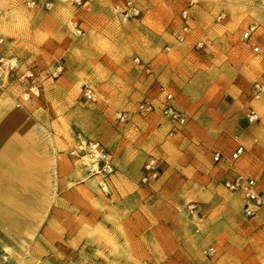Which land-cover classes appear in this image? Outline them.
<instances>
[{
  "label": "rangeland",
  "instance_id": "obj_1",
  "mask_svg": "<svg viewBox=\"0 0 264 264\" xmlns=\"http://www.w3.org/2000/svg\"><path fill=\"white\" fill-rule=\"evenodd\" d=\"M128 1L138 16L117 10ZM188 4L0 0V58L16 67L0 72V120L15 111L24 117L18 138L25 167L35 171L34 186L11 184L0 196V205H18V222L0 223V256L6 246L16 256L7 254L5 264H264V205L245 217L242 196L226 187L251 177L264 200V99L252 94L264 82V0H200L177 43ZM199 41L206 46L197 50ZM161 86L188 117L173 135L159 113ZM146 101L157 111L141 114ZM252 107L259 121L250 124ZM78 134L111 153L110 195L70 156ZM239 145L245 152L232 160ZM149 159L158 176L143 185ZM128 179L148 218H138L139 231H120L117 251V231L111 240L112 231H86V223L97 226L95 199L117 203ZM82 186L93 200L79 194Z\"/></svg>",
  "mask_w": 264,
  "mask_h": 264
},
{
  "label": "built area",
  "instance_id": "obj_2",
  "mask_svg": "<svg viewBox=\"0 0 264 264\" xmlns=\"http://www.w3.org/2000/svg\"><path fill=\"white\" fill-rule=\"evenodd\" d=\"M199 1L200 0H189L188 7L182 10L180 14V28L173 33V37L177 43H183L188 37L191 29L189 23L191 15L189 10ZM33 5L34 4L31 3V6ZM117 10L125 14L126 17L139 15V10L130 1L126 2L120 7H117ZM223 17L224 14L218 17V20ZM254 30L255 27H251L250 30L245 33L244 39L250 38ZM205 46V42L202 41L197 42L195 45L197 50H200ZM258 50V47L254 48L255 52ZM139 61V58L134 59L135 63H138ZM15 68L16 67L11 61H6L5 59L0 58V72L10 73L16 70ZM147 72H150L149 66L147 67ZM160 93L161 96L158 99L159 113L166 120V122L170 124V135H173L179 129L187 125L188 117L185 112L176 107L174 95L170 90L164 86H161ZM252 94L257 100L264 99V82H255L252 87ZM84 97L88 101H95L94 93L88 87H85L84 89ZM138 111L141 114L154 113L157 111V107L153 102L146 101L138 106ZM247 120L250 124L259 121L258 113L253 107L249 109ZM76 139L77 143L73 148H71L70 156L80 161L91 176L98 177L100 179V191L104 195H110L113 184L112 176L115 173V165L113 163L111 153L99 140L83 137L81 134L76 135ZM244 152L245 149L242 145L237 146L231 155L232 160L239 159L244 154ZM218 158L219 155H216L215 160H218ZM84 159H86V162ZM157 168L158 166L156 165V161L154 159H149L146 161L143 166V171L140 178L141 184L145 185L154 181L158 176ZM226 187L231 191L238 192L242 196L244 200L242 212L245 217H254L257 214L258 209L264 205V200H262L257 193V182L251 177L244 178L242 176H236L231 181L226 182ZM196 232H199V228H197V226ZM214 253L215 249L213 247L210 248L209 254L212 255ZM0 260L2 264L7 263V256L1 255Z\"/></svg>",
  "mask_w": 264,
  "mask_h": 264
},
{
  "label": "crops",
  "instance_id": "obj_3",
  "mask_svg": "<svg viewBox=\"0 0 264 264\" xmlns=\"http://www.w3.org/2000/svg\"><path fill=\"white\" fill-rule=\"evenodd\" d=\"M25 121L24 117L18 111L12 112L9 115L7 114L0 120V145H2V147L0 146V175L3 178V181L1 180L0 182V190H2V194L5 192V187L11 184L17 185L18 183H21L28 187L35 185L31 179L33 177L31 173H34L35 171L32 167H25V141L22 142L18 138L20 135L17 132V130L24 125ZM164 123L168 128H170V124L166 122L165 119ZM120 168L121 170H127L126 166H121ZM97 181L98 179L95 180V183H97ZM19 184L17 186H19ZM122 188L125 192V196L122 197L117 195V203L110 205L105 200L95 199L92 211H94L98 216L97 226H90V222L88 221L86 223L88 225L86 231H94L96 227V231H112V233H107L111 240L115 237L113 231H117V251L121 250V239L118 237L120 235V231L123 233L124 231H139L137 226H135L138 218L140 217L142 221H146L144 217L148 218L147 215L141 211L142 208H138L140 197L138 193L140 191H136V185L132 183V180L128 179L127 185H123ZM78 191L84 199L93 200L92 190L88 186H82L78 188ZM4 206L6 205H0V223H3L4 220H10L14 224L17 223L18 218L16 210L18 205L14 204L11 206L14 209V211H11V214L6 211ZM116 225L117 227H115ZM118 259L119 258L117 257V260Z\"/></svg>",
  "mask_w": 264,
  "mask_h": 264
},
{
  "label": "bare ground",
  "instance_id": "obj_4",
  "mask_svg": "<svg viewBox=\"0 0 264 264\" xmlns=\"http://www.w3.org/2000/svg\"><path fill=\"white\" fill-rule=\"evenodd\" d=\"M5 154V153H4ZM8 157V156H7ZM2 159V158H1ZM6 159V158H5ZM86 161V160H85ZM27 167V166H26ZM31 170V169H30ZM30 173V172H29ZM32 174V173H31ZM27 177V176H26ZM25 178V177H24ZM98 178V177H97ZM3 178L1 177V175H0V182H1V180H2ZM29 179V178H28ZM9 180V179H8ZM3 181V180H2ZM33 181V180H32ZM0 187H1V185H0ZM85 194V193H84ZM2 195V190H0V196ZM5 207V209H6V211L8 212V213H10L11 214V211H14V209L9 205V206H4ZM16 209V208H15ZM4 250H5V252L9 255V256H11V258H15L16 256H15V254L12 252V249L11 248H9V247H6V248H4ZM6 254V255H7ZM16 263L17 264H22L21 262H20V260H18V262L16 261Z\"/></svg>",
  "mask_w": 264,
  "mask_h": 264
}]
</instances>
